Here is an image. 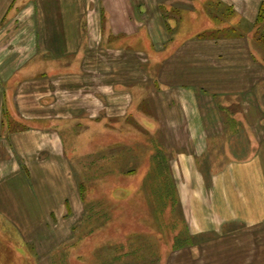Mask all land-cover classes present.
I'll use <instances>...</instances> for the list:
<instances>
[{
  "label": "crops",
  "instance_id": "obj_1",
  "mask_svg": "<svg viewBox=\"0 0 264 264\" xmlns=\"http://www.w3.org/2000/svg\"><path fill=\"white\" fill-rule=\"evenodd\" d=\"M262 10L264 0H0V223L39 264L85 213L66 140L130 117L169 150L185 238L168 264H264ZM214 145L227 159L210 171Z\"/></svg>",
  "mask_w": 264,
  "mask_h": 264
},
{
  "label": "rangeland",
  "instance_id": "obj_2",
  "mask_svg": "<svg viewBox=\"0 0 264 264\" xmlns=\"http://www.w3.org/2000/svg\"><path fill=\"white\" fill-rule=\"evenodd\" d=\"M129 121L114 123L112 132L73 133L66 140L85 213L74 238L46 264H168L185 238L162 134L145 129L137 117ZM208 156L203 167L210 171L227 159L217 145ZM162 195L164 204L157 203ZM0 264H39L1 223Z\"/></svg>",
  "mask_w": 264,
  "mask_h": 264
},
{
  "label": "trees",
  "instance_id": "obj_3",
  "mask_svg": "<svg viewBox=\"0 0 264 264\" xmlns=\"http://www.w3.org/2000/svg\"><path fill=\"white\" fill-rule=\"evenodd\" d=\"M258 23L264 24V10H262L261 13H260V17L258 18ZM164 199H165L164 195L160 196V199H158L157 203H160V204L163 203L164 204ZM176 205L178 207V201H177ZM181 240L184 241V239H180L179 242H181Z\"/></svg>",
  "mask_w": 264,
  "mask_h": 264
}]
</instances>
